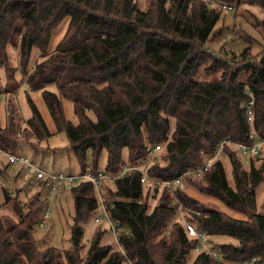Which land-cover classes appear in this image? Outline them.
Here are the masks:
<instances>
[{
    "label": "trees",
    "instance_id": "trees-1",
    "mask_svg": "<svg viewBox=\"0 0 264 264\" xmlns=\"http://www.w3.org/2000/svg\"><path fill=\"white\" fill-rule=\"evenodd\" d=\"M207 1L147 0L140 9L135 0H0V65L6 66V45L17 47L22 80L29 89L42 88L49 115L57 131L65 132L82 171L88 164L87 149L92 151L89 165L94 174L99 170L115 174L122 165L140 164L153 145L160 143L155 153H160L164 162L159 164L155 156L144 166L147 177L171 179L180 175L185 185L198 178L204 184L197 190L227 206L246 205L236 207L246 210L244 217H233L222 210L200 207L195 197L177 185L156 188L139 182L136 170H127L120 179L98 182L103 202L111 203L110 217L126 230L115 236V245H110L99 243L101 230L97 229L80 256L81 221L98 205L90 181L81 180L69 188L74 212L71 247L67 249L52 245L40 248L33 238L32 227L41 210L36 194L21 203L11 200L13 195L4 189L2 202L7 208L0 211V264H182L194 240L185 233L177 210L206 234L224 233L234 239L212 247L217 256L197 251L190 264H230L250 257L252 264H264V197L263 211L252 210L254 188L264 181V157L257 166L251 159L258 157L260 148L257 155L247 157L245 169L232 149L223 146L232 185L227 184L219 159H213L198 175L183 174L201 164L202 154L211 153L219 140L250 141L244 113L249 97L253 130L264 136V45L253 56L254 61L246 58V45L235 65L205 49L202 44L220 10L233 9L231 4H219L220 10H216ZM235 2L236 6L254 5L264 11V0ZM65 16L69 18L67 27L55 49L46 54L52 28ZM256 27L264 38V16L257 19ZM33 45L39 47L42 58L28 70ZM211 56L221 66L218 77L197 79V66ZM6 70L8 79H13L12 70L7 66ZM241 71L245 72L243 80L237 78ZM48 83H54L58 93L43 89ZM62 97L72 102L77 124L65 118ZM28 102L31 116L24 126L13 111L6 123L0 124L2 149L18 152L14 149L20 147L16 141L19 135L26 143L29 138L40 143L51 134L35 104L30 98ZM169 117L173 118L171 132ZM122 148L126 162L121 161ZM101 150L105 161L98 168L96 159ZM106 182L113 188L101 189ZM148 189L160 190L149 209L139 200L142 190Z\"/></svg>",
    "mask_w": 264,
    "mask_h": 264
},
{
    "label": "rangeland",
    "instance_id": "rangeland-1",
    "mask_svg": "<svg viewBox=\"0 0 264 264\" xmlns=\"http://www.w3.org/2000/svg\"><path fill=\"white\" fill-rule=\"evenodd\" d=\"M137 6L141 9L145 7L147 0H135ZM222 3H218V2ZM210 6H213L216 10L219 9V4H231L232 10H220L217 20L215 21L208 39L202 44V46L210 51L213 55L221 58H226L230 61V64H238L239 52L246 46H249V56L246 58L254 61L253 56L264 45V38L259 27H256L257 19H261L264 16V11L257 6H248L246 4L235 5V0H208ZM68 16L63 17L50 32V37L45 49V53H50L56 47V44L62 37L67 24ZM6 66L12 70L13 79L9 80L6 73V66L0 65V124L4 125L7 121L10 111L14 112L15 119H19L20 126H24L25 120L31 116V109L28 102V98L32 100L37 109L39 110L49 132L48 137L43 139L40 143L37 140L29 138V143H26V139L20 135L16 137V141L20 147L14 149L20 153L27 155L40 167L46 174H59L62 175H78L82 171V167L78 162L75 155L72 153L68 146V139L63 130L57 131L47 107L43 101L41 89H29L26 83L22 80V72L20 68V61L17 47L8 43L5 47ZM42 58L41 50L36 45H33L30 49L26 67L30 70L34 64ZM217 61L214 57L204 59L196 68L194 76L199 80H210L218 77L221 70V66L216 64ZM229 67L226 66L225 69ZM245 72L238 73L237 78L243 80ZM16 85L14 91L11 86ZM10 87V89H9ZM43 89L50 90L58 93V90L54 83H48ZM63 112L66 119L72 124H77L78 119L73 112L72 102L62 97ZM89 117L94 120V115L89 112ZM169 132L173 128V118H168ZM162 144V143H161ZM232 149L233 156L238 158L241 162V167L247 169L248 159L247 155L240 154ZM156 160L159 164L164 161L159 158L160 153H154ZM264 157V145H260V154L258 157H251L253 165L257 166ZM105 161V152L101 150L96 159V165L98 168H102ZM121 161L126 162V150L121 149ZM223 171L225 179L228 185H232V178L230 175V165L226 156L223 154L221 157ZM85 162L92 163V151L87 149L85 152ZM152 160L147 157L138 166H145L151 164ZM145 168V167H144ZM27 179V182L25 181ZM77 181H55L54 186L50 183H46L45 180H37L35 178V172L25 169L20 165L7 164L6 156L0 154V211H5L7 207H4V189L8 190L12 194V199H16L19 202H24L30 199L31 196L37 195L40 198V213L38 220L32 227V236L37 240L38 246L43 248L45 246H54L59 249H67L71 247V224L73 222L72 215L74 212L73 196L69 189L71 186L78 184ZM204 182L201 179L194 178L189 179L187 184L182 188L191 196L195 197L199 202L200 207H211L218 210H222L233 217H244L246 210L236 207H246V205L227 206L219 199L201 192L196 188L203 185ZM113 184L106 182L102 184L101 189ZM159 189H148V191L142 190L139 200L147 203L148 209L157 201V195ZM102 194V198H103ZM264 197V181L259 182L254 188L253 211H263L261 204ZM7 203V202H6ZM9 203V202H8ZM3 206V207H2ZM181 207V206H180ZM179 209V208H178ZM9 211V210H7ZM46 211V216L44 213ZM101 211L99 205H97L92 211H90L84 219L81 221L83 233L81 236V242L83 245L80 248V256H84L87 244L92 238L94 231L100 229L99 243H108L115 245V236L121 231H125L124 225L115 226V233L109 228L105 217L102 215L97 220L93 219L94 215H98ZM176 217L179 220L184 219L183 212L176 211ZM3 215V213H1ZM233 242L234 239L224 233L204 234V237L200 241V247L198 249L193 246L188 250L185 255L184 262L182 264H190L193 256L199 250H214L215 245L221 242ZM242 264H252L248 259L241 261Z\"/></svg>",
    "mask_w": 264,
    "mask_h": 264
},
{
    "label": "built area",
    "instance_id": "built-area-1",
    "mask_svg": "<svg viewBox=\"0 0 264 264\" xmlns=\"http://www.w3.org/2000/svg\"><path fill=\"white\" fill-rule=\"evenodd\" d=\"M221 7L226 9H231L230 5H221ZM252 99L249 97L244 102V113L246 120L248 122L249 128L247 137L249 138V142H232L227 139H222L216 142L214 146V150L211 153H203L201 157V164L195 167L188 168L183 174H189L191 176L198 175L201 171L208 169L209 164L213 159H219L221 160L223 153V146L227 145L230 148H233L235 151H237L240 154L243 155H257L259 152L260 145H264V136L259 137L255 131L253 130L252 126V109H251ZM160 143H156L151 148L148 158L150 160L155 159L154 153L159 148ZM0 154H4L6 156L7 164L9 165H20L24 167L25 169L31 170L35 172V178L37 180H45L46 183H50L52 186H54L55 181H67V182H73V181H81L86 180L90 181L93 184L94 193L96 196V199L98 201V205L101 208V211L98 215H94L93 219L97 220L98 217L104 216L109 228L112 230L113 233H115V226L116 221L112 219L109 215L108 207L111 206V203L109 205H106L103 202L102 194L99 192L98 189V182L101 180H113V179H120L122 178L127 170H136L139 173V182H143L146 184H149L153 187H161V186H173L177 185L180 188H183L185 186V182L182 178V176H177L171 179H158V178H149L144 174V166H138V165H122L118 172L115 174H109L105 173L102 170L97 171L95 174L92 171L91 165L87 164L84 167V170L78 174V175H62L59 174H46L38 165L27 155L20 153V152H9L7 150H4L0 147ZM182 174V175H183ZM169 195L171 198H173V195L171 191H169ZM180 207V206H178ZM44 216H46V211L44 213ZM182 224L184 227V231L187 234L188 237L194 240L193 242V248L198 249L200 247V241L204 237L205 232L201 229H198L192 224L190 221L183 219ZM121 250V249H120ZM206 252L210 253L213 256H217V253L213 250H206ZM249 261H253V257L248 258ZM230 264H242L241 261L233 262Z\"/></svg>",
    "mask_w": 264,
    "mask_h": 264
},
{
    "label": "crops",
    "instance_id": "crops-1",
    "mask_svg": "<svg viewBox=\"0 0 264 264\" xmlns=\"http://www.w3.org/2000/svg\"><path fill=\"white\" fill-rule=\"evenodd\" d=\"M25 181L27 182V179H25Z\"/></svg>",
    "mask_w": 264,
    "mask_h": 264
}]
</instances>
